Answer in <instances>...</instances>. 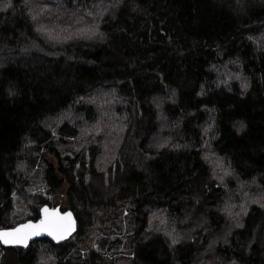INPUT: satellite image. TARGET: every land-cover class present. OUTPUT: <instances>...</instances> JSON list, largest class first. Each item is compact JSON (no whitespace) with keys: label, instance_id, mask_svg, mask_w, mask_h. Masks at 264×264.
<instances>
[{"label":"trees","instance_id":"16d2710c","mask_svg":"<svg viewBox=\"0 0 264 264\" xmlns=\"http://www.w3.org/2000/svg\"><path fill=\"white\" fill-rule=\"evenodd\" d=\"M14 196L76 230L0 264H264V0H0Z\"/></svg>","mask_w":264,"mask_h":264},{"label":"water","instance_id":"95a60500","mask_svg":"<svg viewBox=\"0 0 264 264\" xmlns=\"http://www.w3.org/2000/svg\"><path fill=\"white\" fill-rule=\"evenodd\" d=\"M75 230L76 220L71 211L45 205L39 211L38 220L21 222L11 229L0 230V245L5 248H26L42 239L61 243Z\"/></svg>","mask_w":264,"mask_h":264},{"label":"rangeland","instance_id":"374dc122","mask_svg":"<svg viewBox=\"0 0 264 264\" xmlns=\"http://www.w3.org/2000/svg\"><path fill=\"white\" fill-rule=\"evenodd\" d=\"M17 203V198L14 196L13 199V219L16 222H20L22 220H25V218L29 217L30 212L22 208L20 205L16 204ZM21 223V222H20ZM264 242V222H258L256 224V227L254 228L253 231V236L247 241L249 244L248 250L256 244V243H263ZM154 256V255H153ZM156 256V255H155Z\"/></svg>","mask_w":264,"mask_h":264},{"label":"bare ground","instance_id":"6f19581e","mask_svg":"<svg viewBox=\"0 0 264 264\" xmlns=\"http://www.w3.org/2000/svg\"><path fill=\"white\" fill-rule=\"evenodd\" d=\"M67 240V239H66Z\"/></svg>","mask_w":264,"mask_h":264}]
</instances>
